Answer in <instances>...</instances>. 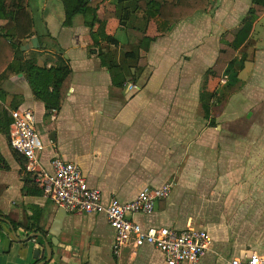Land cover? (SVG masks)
I'll list each match as a JSON object with an SVG mask.
<instances>
[{
	"label": "crops",
	"instance_id": "1",
	"mask_svg": "<svg viewBox=\"0 0 264 264\" xmlns=\"http://www.w3.org/2000/svg\"><path fill=\"white\" fill-rule=\"evenodd\" d=\"M138 1L109 0L101 5L100 13L114 12L126 20L128 27L145 31L149 18L138 7ZM217 2L210 12H196L190 20L157 36L149 51L141 52L148 61L141 78L134 83L128 76L123 87L114 85L111 71L98 53L100 49L115 52L120 64L126 54L122 48L139 44L116 21L108 24L107 33L118 43L101 42L97 48L82 16L65 27L64 20L56 21L47 15L44 29L36 26L40 47L42 43L46 48L34 49L31 41L24 45L31 46L24 51L25 57H37L39 65L52 68L62 56L72 69L73 78L68 97L58 110H47L44 103L36 100L24 74L21 78L19 74H9L0 85V211L20 225L15 236L11 227L0 223V264L45 261L47 245L52 252L47 264H165L164 256L151 246L130 245L120 256L114 255L115 231L104 215L67 212L46 198L35 176L26 172L22 157L11 147L10 111L34 112L35 129L43 143L38 155L48 172H52L56 158L77 165L89 186L102 192L105 202H130L146 188L159 189L172 183V176L180 173L181 158L191 150L184 148L183 128L187 127L189 135L193 134V127L197 132L192 110L197 109L203 92H216L220 81L209 77L206 82L205 78V88L200 91V83L194 79L196 71L182 64L213 59L208 46L213 45L215 29L238 28L252 4V0H245L244 4L242 0ZM263 19L264 16L255 23L248 41H254L255 49L262 52L263 38L256 28ZM121 31L132 38L127 44L117 38ZM217 56L218 53L215 61ZM249 61L246 65L252 64ZM131 84L137 87L132 93L128 89ZM263 114L261 103L249 117L240 118L226 129L231 134L228 138H247ZM210 124V128L222 130L218 124ZM168 199L158 201L152 215H135L132 220L145 229H180L170 224L167 217ZM204 230L212 238V247L198 264H230L224 255L230 247L219 246L214 233ZM31 235L38 237L29 239ZM36 250L40 251L37 260ZM238 251L234 249L233 255H264L256 250Z\"/></svg>",
	"mask_w": 264,
	"mask_h": 264
},
{
	"label": "rangeland",
	"instance_id": "2",
	"mask_svg": "<svg viewBox=\"0 0 264 264\" xmlns=\"http://www.w3.org/2000/svg\"><path fill=\"white\" fill-rule=\"evenodd\" d=\"M216 2L212 1V9ZM244 2L242 0V4ZM29 5L38 29H44L47 15L56 21L65 18L61 0H29ZM178 24L172 26V30ZM263 24L264 19L256 28L263 38L262 48ZM233 30L215 29L213 45L208 46L213 59L182 64L196 71L194 79L200 83V91L205 88V71L214 65L222 36ZM117 38L125 44L132 39L123 31L118 32ZM254 46L256 43L250 41L239 50V58L245 56L247 62L249 59L252 62L249 65L246 62L245 70L240 72L241 82L230 87L229 79L222 78L215 87L217 98L211 119H215L222 130L209 127L210 120L204 118L201 101L197 109L192 110L191 119L197 121V132L193 127V134L189 135L187 127L183 128L184 148L191 147V150L180 160V173L172 176L175 183H170L173 187L168 199L170 224L180 229L191 226L210 230L219 246L230 247L224 254L230 261L240 254L233 255L234 249L264 254V114L245 139L228 138L231 134L226 130L264 103V51H257ZM132 49L126 45L122 53Z\"/></svg>",
	"mask_w": 264,
	"mask_h": 264
},
{
	"label": "trees",
	"instance_id": "3",
	"mask_svg": "<svg viewBox=\"0 0 264 264\" xmlns=\"http://www.w3.org/2000/svg\"><path fill=\"white\" fill-rule=\"evenodd\" d=\"M61 1L65 12L63 25L70 27L77 16H82L96 48L101 46V42L118 43L116 38L107 33L111 21H116L128 35L138 40L139 44L126 52L124 61L120 64L117 63L115 52H105L104 49L98 52L103 65L111 71L114 85L118 87L124 86L128 76L134 83L138 82L148 66L147 58L141 55V52H148L157 36L167 33L174 24L187 20L196 12L208 13L212 10L211 0H139L138 7L149 18V27L141 31L128 27L126 20L119 18L114 12L101 14V5L109 0ZM263 16L264 0H252L251 7L239 27L222 36L217 59L206 73V82L209 77L228 78L230 87L241 82L239 75L245 67L246 57L239 58V50L248 43L255 23ZM35 28L36 22L29 10L28 0H0V85L3 80L8 79L9 74H24L36 100L44 103L47 110H58L68 97L73 71L62 56H58V61L52 68L39 65L37 57H25L26 52L22 51V46L39 36ZM40 48L43 50L46 47L41 43ZM1 96L3 94L0 91ZM216 98V92L205 91L200 99L204 118L210 120L211 126L217 125L215 120L211 119ZM10 124L11 118L9 128ZM22 159L25 168V159ZM1 162L0 156V166ZM34 179L36 180L37 176ZM0 218L3 219L0 223L10 227L6 222L9 221L15 231L20 228L18 223L10 220L1 211ZM26 230L32 232L34 229Z\"/></svg>",
	"mask_w": 264,
	"mask_h": 264
},
{
	"label": "built area",
	"instance_id": "4",
	"mask_svg": "<svg viewBox=\"0 0 264 264\" xmlns=\"http://www.w3.org/2000/svg\"><path fill=\"white\" fill-rule=\"evenodd\" d=\"M128 89L132 93L137 87L131 84ZM10 118L11 147L25 159V170L37 176L44 196L67 212L104 215L115 231L114 255L120 256L130 245L135 248L151 246L164 256L165 264H198L211 250L212 238L204 229H145L132 220L135 215H152L158 201L170 196L172 184L159 189L146 188L130 202L118 199L105 202L102 192L89 186L77 165L56 158L52 161L51 173L43 167L38 155L43 143L35 129L33 111L12 110ZM230 264H264V255L245 253L234 257Z\"/></svg>",
	"mask_w": 264,
	"mask_h": 264
},
{
	"label": "water",
	"instance_id": "5",
	"mask_svg": "<svg viewBox=\"0 0 264 264\" xmlns=\"http://www.w3.org/2000/svg\"><path fill=\"white\" fill-rule=\"evenodd\" d=\"M32 47L34 48V49H39L40 48V43H39V39L38 38H34V39H32ZM30 45H27V46H22V51H26V50H28V49H30ZM55 50H53V52H54ZM58 53H62V52H58ZM23 75L22 74H19L18 75V77L19 78H21ZM3 219L2 218H0V221H2ZM9 225H10V227H11V229H12V231H13V233H14V235L16 236V232H15V230H14V228L11 226V223L9 222V221H6ZM36 237H38V236H36V235H31L30 237H29V239H33V238H36ZM47 247H48V256H47V259L45 260V261H42V262H39V263H37V264H47V263H49L50 262V260L52 259V252H51V249H50V247H49V245H47ZM39 255H40V251L39 250H36L35 251V253H34V258L37 260L38 258H39Z\"/></svg>",
	"mask_w": 264,
	"mask_h": 264
}]
</instances>
